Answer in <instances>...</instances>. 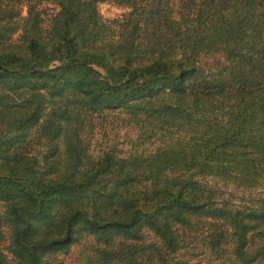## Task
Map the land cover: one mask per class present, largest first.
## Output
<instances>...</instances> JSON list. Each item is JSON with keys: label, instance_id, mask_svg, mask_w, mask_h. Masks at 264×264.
<instances>
[{"label": "trees", "instance_id": "1", "mask_svg": "<svg viewBox=\"0 0 264 264\" xmlns=\"http://www.w3.org/2000/svg\"><path fill=\"white\" fill-rule=\"evenodd\" d=\"M102 1L0 0V264H66L88 239L86 264H256L264 194L229 205L203 177L264 191V0H115L111 19ZM113 110L150 150H89L83 125Z\"/></svg>", "mask_w": 264, "mask_h": 264}, {"label": "rangeland", "instance_id": "2", "mask_svg": "<svg viewBox=\"0 0 264 264\" xmlns=\"http://www.w3.org/2000/svg\"><path fill=\"white\" fill-rule=\"evenodd\" d=\"M44 7L45 17H49L55 10L53 3L47 2L42 5ZM99 11L105 18H120L130 8L126 5L119 4L115 0H104L99 3ZM17 36V34H15ZM202 65L206 69H210L216 64L217 61H222V57L219 55H203L201 57ZM82 137L89 145V150L92 153L113 151L114 153L124 155L130 149L140 151H148L152 147V144L144 141L141 137L140 126L137 122L126 114L118 112L116 110L104 112L99 115H95L91 125H83ZM45 138L36 132L33 136V152L39 156H42L46 151V145L44 144ZM204 181H207L216 191L217 199L220 202H225L233 206H242L248 204L252 198L259 197L264 194L261 189H246L236 187L235 185L226 184L210 175L203 177ZM264 237V235H263ZM263 237H256L253 247L259 244H264ZM8 232L6 228L0 227V247L7 252L6 246L8 244ZM149 244H158V240L152 234H149L144 241ZM92 246V242L88 239L81 245H76L72 248L71 252L67 255H60L59 257L66 264H86V252L87 247ZM90 250V249H89ZM89 250L87 252L89 253ZM195 253H200L199 250H194ZM168 264H174L175 261H187L188 264H219L220 260L208 253L193 254L187 252L184 254L172 256H166ZM97 264H104L98 263ZM105 264H123L120 261L107 262ZM221 264H231L228 261ZM256 264H264V255L258 259Z\"/></svg>", "mask_w": 264, "mask_h": 264}]
</instances>
